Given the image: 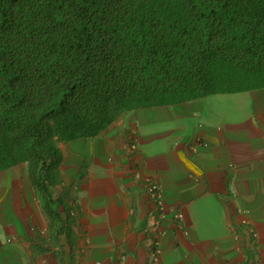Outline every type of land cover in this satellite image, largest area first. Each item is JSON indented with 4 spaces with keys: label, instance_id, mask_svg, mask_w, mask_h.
<instances>
[{
    "label": "crops",
    "instance_id": "0c3cea01",
    "mask_svg": "<svg viewBox=\"0 0 264 264\" xmlns=\"http://www.w3.org/2000/svg\"><path fill=\"white\" fill-rule=\"evenodd\" d=\"M56 146L44 192L26 163L0 171V264H264V87L133 109Z\"/></svg>",
    "mask_w": 264,
    "mask_h": 264
},
{
    "label": "trees",
    "instance_id": "16d2710c",
    "mask_svg": "<svg viewBox=\"0 0 264 264\" xmlns=\"http://www.w3.org/2000/svg\"><path fill=\"white\" fill-rule=\"evenodd\" d=\"M264 87V0H0V171L44 192L57 142L123 113Z\"/></svg>",
    "mask_w": 264,
    "mask_h": 264
},
{
    "label": "built area",
    "instance_id": "2783aa9c",
    "mask_svg": "<svg viewBox=\"0 0 264 264\" xmlns=\"http://www.w3.org/2000/svg\"><path fill=\"white\" fill-rule=\"evenodd\" d=\"M201 143L202 142L200 138L194 137V139L190 143L191 144L190 147L195 152ZM146 193L148 197L156 204V206L158 207L160 211H163L165 209V202L163 199L162 191L159 187V184L155 180L147 179ZM179 217H181V215ZM7 241H10V240H7Z\"/></svg>",
    "mask_w": 264,
    "mask_h": 264
}]
</instances>
